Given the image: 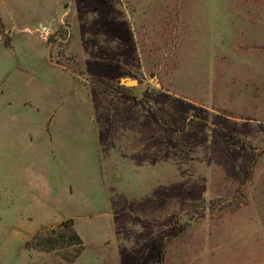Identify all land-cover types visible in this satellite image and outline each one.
Listing matches in <instances>:
<instances>
[{
    "label": "rangeland",
    "instance_id": "obj_1",
    "mask_svg": "<svg viewBox=\"0 0 264 264\" xmlns=\"http://www.w3.org/2000/svg\"><path fill=\"white\" fill-rule=\"evenodd\" d=\"M0 264H264V0H0Z\"/></svg>",
    "mask_w": 264,
    "mask_h": 264
},
{
    "label": "trees",
    "instance_id": "obj_2",
    "mask_svg": "<svg viewBox=\"0 0 264 264\" xmlns=\"http://www.w3.org/2000/svg\"><path fill=\"white\" fill-rule=\"evenodd\" d=\"M64 228V224H60L56 229L40 233L38 239L42 240L44 247L48 249L56 248V246H74L75 254L70 259L65 258L69 263H73L79 256L83 248V242L78 234L73 229H68L66 233L67 242L64 241V236L61 234L60 229ZM161 259V258H159Z\"/></svg>",
    "mask_w": 264,
    "mask_h": 264
}]
</instances>
